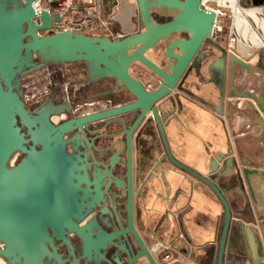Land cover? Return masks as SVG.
<instances>
[{
    "label": "water",
    "instance_id": "1",
    "mask_svg": "<svg viewBox=\"0 0 264 264\" xmlns=\"http://www.w3.org/2000/svg\"><path fill=\"white\" fill-rule=\"evenodd\" d=\"M34 1L0 0V256L8 264H80L81 259L85 264H159L136 227L141 214L134 207V173L140 183L139 198L170 164L206 185L224 208L208 247L185 252V257L200 256L197 264H264V197L260 194L264 164L251 167L243 161L240 166L228 148L213 156L204 176L175 158L165 132L173 123L182 124L186 102L199 100L185 86L192 74L195 87L209 83L217 87L220 106L215 111L221 115L228 73V97L249 100L248 108L256 106L262 114L256 123L264 126V49L257 53L254 65L216 44L212 39L216 15L203 10L201 0H136L141 31L115 38L53 33L59 14L42 10L36 20ZM154 10L159 15L168 13L171 20L157 21ZM44 31L49 33L41 35ZM184 34L188 37H180ZM161 44L157 62L148 54ZM210 47L221 52L213 62L207 53ZM73 62H86L85 83L114 86L115 106L55 126L51 117L71 113L69 105L49 102L31 113L23 101L22 78L49 64ZM135 64L159 79L158 88L148 89L131 74ZM236 67L256 75L262 88L238 91ZM236 105V101L228 103V107ZM104 121L115 129L109 136L115 141L103 152L121 146L108 164H100L93 152L99 146L95 142L105 139L100 135ZM70 133L74 135L66 139ZM88 134L94 136L91 141ZM81 148L90 151L91 162ZM124 152L125 161H119ZM117 168L125 171L126 184L113 174ZM112 187L124 195L113 193L109 208L103 205L104 194ZM248 196L259 214V225L233 219L230 200L247 202ZM119 199L127 201L119 203ZM93 210L98 216L81 226ZM70 234L78 239L79 258L67 238ZM57 243L66 247L68 258L58 252ZM167 256L170 253L160 256L161 264H170Z\"/></svg>",
    "mask_w": 264,
    "mask_h": 264
},
{
    "label": "crops",
    "instance_id": "2",
    "mask_svg": "<svg viewBox=\"0 0 264 264\" xmlns=\"http://www.w3.org/2000/svg\"><path fill=\"white\" fill-rule=\"evenodd\" d=\"M246 1H248L245 2L247 6H264V0ZM214 42L227 50L226 42L221 40ZM250 48L246 51H241L239 48V57L255 65L257 53L263 48ZM207 53L210 55V62L221 56V52L213 47L208 48ZM148 56L158 62L150 53ZM204 73L209 78L207 73ZM133 76L145 85L152 84L151 90L159 86V81L152 73ZM195 83L196 79L192 74L187 78L185 86L199 100L186 102L188 105L186 113L180 117L182 124L173 123L165 128L175 158L204 176H208V168L213 156L226 152L228 148L231 157H235L240 166L243 161L249 162L251 167L263 165L264 126L256 123L258 117L262 116L257 107L250 109L249 100L228 97V73L225 105L221 115L215 111V108L220 106L217 87L213 83L195 87ZM234 86L238 91L252 92L257 87L262 88L263 85L256 75L236 67ZM232 101H236L237 105L228 107V103ZM97 109L91 106L83 109L79 114L90 113ZM228 142H230L229 146ZM245 187L247 189L246 184ZM260 194L264 197V190ZM248 198L247 202L241 199L230 200L233 219L245 224L259 225L261 222L259 214L253 201L249 196ZM136 209L141 214L136 221L138 231L150 250L156 245H162L167 249L170 253L167 263L170 264L177 261L197 264L202 261L200 256L194 258L193 254L190 258H186L185 252L208 247L217 218L224 213L222 203L206 185L170 164L145 188V193L136 201ZM154 256L158 261L160 260L159 255L154 254Z\"/></svg>",
    "mask_w": 264,
    "mask_h": 264
},
{
    "label": "flooded vegetation",
    "instance_id": "3",
    "mask_svg": "<svg viewBox=\"0 0 264 264\" xmlns=\"http://www.w3.org/2000/svg\"><path fill=\"white\" fill-rule=\"evenodd\" d=\"M153 15L159 22H167L171 20V17L169 16L168 13L164 15H159L156 10L153 11ZM140 28V27H139ZM141 31V30H140ZM41 35H47L44 32L40 33ZM179 37V36H177ZM180 37L182 38H187L188 35L184 34L181 35ZM48 71L49 76H50V83H48V90L44 91L43 94L36 99L33 104H28L25 99V89H24V84L26 80H29L32 78V76L38 72L41 71ZM131 72V70H130ZM132 74V73H131ZM133 75V74H132ZM87 77V64L86 62H73V63H64L60 65H53L49 64L39 70H36L29 75L25 76L22 78V90L24 93L23 101L25 103L26 108L31 112L34 113L37 109L43 107L49 102H53L55 105H60V104H68L71 113L67 114H62V115H53L51 117V121L55 126H59L60 124L73 119L74 117L83 115L79 114L80 111H82L85 108H90L92 107H97L98 109L90 112V113H95L99 111H105L108 109H111L112 107L115 106V103L113 102V94L112 91L114 90V86L110 82H99V83H85L84 80ZM101 107V108H99ZM88 114V113H86ZM122 127L119 126L118 132H122ZM115 129H113V126L107 125V121L103 122V125L101 126L100 129V135L105 137L104 141L100 142H95L98 150H93L97 161L101 164H108L109 158L115 154L117 150L121 148V146L114 147L111 150L107 152H103L102 148H105L108 144H111L113 139H110L109 136L113 134ZM74 133L66 134L65 138L69 139L72 137ZM88 139L91 141L94 136L88 134ZM68 151L69 153H73V150L68 146ZM81 151L87 152L89 155V161H92L90 151L88 149L81 148ZM138 156V151L136 150V146L134 143L133 147V158L135 159ZM119 161L124 162L125 161V152L120 154L118 157ZM94 169V167H93ZM99 169L101 172H106V169L102 167L101 165L99 166ZM91 176L93 173V170L90 172ZM113 174L118 177L119 179L124 180V183L126 184V179H125V171H123V168H117L114 170ZM135 181H134V207L135 211L136 209V201H137V192L140 188V183H138V179L136 177V173H134ZM105 188H103V191ZM113 193L119 194V195H124V192L122 190H117L115 187H112L109 192H105L104 197L106 199L105 203L103 204L104 206H108L111 208L110 204V197H113ZM126 202L127 200H118L119 203ZM98 216L97 211L93 210V212L87 216L85 221L81 223V226H85L88 222H90L93 218ZM71 240V244L75 248V254L76 257H80V250H79V243L78 239L75 238L73 234H70L67 236ZM144 239V238H143ZM147 244V243H146ZM59 246V243L56 244ZM149 247V246H148ZM150 249V248H149ZM58 252L60 254H64V259L68 258V252L66 247H60L58 249ZM156 258V257H155ZM170 258V256H169ZM157 262L161 264L158 260ZM80 264H85V261L81 259ZM105 264V263H101Z\"/></svg>",
    "mask_w": 264,
    "mask_h": 264
},
{
    "label": "built area",
    "instance_id": "4",
    "mask_svg": "<svg viewBox=\"0 0 264 264\" xmlns=\"http://www.w3.org/2000/svg\"><path fill=\"white\" fill-rule=\"evenodd\" d=\"M33 5L37 12L36 20L42 10L59 14L60 21L55 22L51 29L53 33L73 32L93 36L107 35L112 38L122 37L114 36L115 25L119 23L120 0H35ZM201 8L216 15L213 40L222 37L227 29L226 22H231L228 28L227 51L238 57L239 45L244 39L235 26L236 16L241 12L255 11L264 19V6H247L242 0H201ZM44 33L48 34L49 31ZM261 35L264 38L263 32ZM262 48L264 49V45ZM147 88L151 89V85L148 84ZM165 249L162 245H156L152 247L151 252L161 256L168 253ZM166 259H169V256Z\"/></svg>",
    "mask_w": 264,
    "mask_h": 264
},
{
    "label": "rangeland",
    "instance_id": "5",
    "mask_svg": "<svg viewBox=\"0 0 264 264\" xmlns=\"http://www.w3.org/2000/svg\"><path fill=\"white\" fill-rule=\"evenodd\" d=\"M248 2L246 0H243L242 3L245 5ZM230 21L226 22L227 29L225 30V33L222 37H218V41L228 42V31L230 26ZM139 28V18H138V9L136 0H120V13H119V23L115 25L114 28V36L117 35H128L135 32L140 31ZM164 48V44H161V46L157 49L155 52H150V54L160 62V59L162 57V50ZM131 73L137 76L144 75L145 73H151L144 67L135 64L131 68ZM155 77V76H154ZM157 81L159 79L155 77ZM50 76L48 71H41L37 74L35 73L31 79L26 80L24 84L25 89V99L26 102L29 104H33V102L40 97L41 94L44 93V91L48 90V83H50ZM151 88H153L152 84ZM21 159L20 156L17 157L16 161L18 162ZM2 260V259H1ZM3 261V260H2ZM4 262V261H3ZM5 263V262H4ZM7 264V263H5Z\"/></svg>",
    "mask_w": 264,
    "mask_h": 264
},
{
    "label": "bare ground",
    "instance_id": "6",
    "mask_svg": "<svg viewBox=\"0 0 264 264\" xmlns=\"http://www.w3.org/2000/svg\"><path fill=\"white\" fill-rule=\"evenodd\" d=\"M235 26L244 39L239 45L241 51L251 49L250 47L260 49L264 45V38L261 35V32H264V19L259 17L255 11L241 12L236 16ZM1 259L7 263L0 256V264H5Z\"/></svg>",
    "mask_w": 264,
    "mask_h": 264
}]
</instances>
